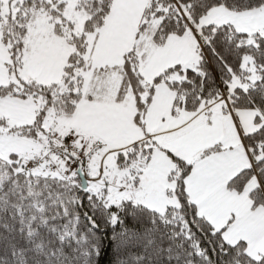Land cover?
Segmentation results:
<instances>
[{
	"label": "snow or ice",
	"instance_id": "1",
	"mask_svg": "<svg viewBox=\"0 0 264 264\" xmlns=\"http://www.w3.org/2000/svg\"><path fill=\"white\" fill-rule=\"evenodd\" d=\"M0 264H264V0H0Z\"/></svg>",
	"mask_w": 264,
	"mask_h": 264
}]
</instances>
